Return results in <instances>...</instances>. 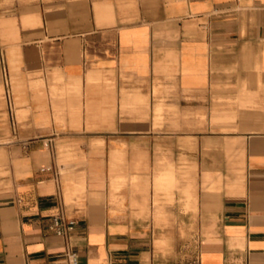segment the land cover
Wrapping results in <instances>:
<instances>
[{
	"label": "crops",
	"instance_id": "0c3cea01",
	"mask_svg": "<svg viewBox=\"0 0 264 264\" xmlns=\"http://www.w3.org/2000/svg\"><path fill=\"white\" fill-rule=\"evenodd\" d=\"M69 251L264 264V0H0V264Z\"/></svg>",
	"mask_w": 264,
	"mask_h": 264
},
{
	"label": "built area",
	"instance_id": "2783aa9c",
	"mask_svg": "<svg viewBox=\"0 0 264 264\" xmlns=\"http://www.w3.org/2000/svg\"><path fill=\"white\" fill-rule=\"evenodd\" d=\"M3 75H4V83H5V98L8 105V111L11 116V120L13 124L15 125V110H14V102H13V96L10 89V82L8 79V74L6 67L3 68ZM53 229L59 236H65L68 234L70 230H72L71 227H67L63 224L61 218H55L53 222ZM66 262L67 264H79L78 255L69 251L66 254Z\"/></svg>",
	"mask_w": 264,
	"mask_h": 264
},
{
	"label": "rangeland",
	"instance_id": "374dc122",
	"mask_svg": "<svg viewBox=\"0 0 264 264\" xmlns=\"http://www.w3.org/2000/svg\"><path fill=\"white\" fill-rule=\"evenodd\" d=\"M16 1H32V0H11L12 5H14V3H15ZM1 93H2V92H1ZM25 119H26L25 117H21V115H19V113H18V120H19V122H22V121L25 120Z\"/></svg>",
	"mask_w": 264,
	"mask_h": 264
}]
</instances>
